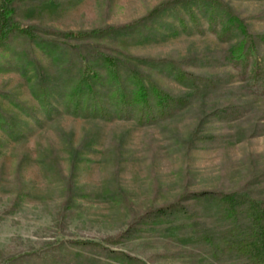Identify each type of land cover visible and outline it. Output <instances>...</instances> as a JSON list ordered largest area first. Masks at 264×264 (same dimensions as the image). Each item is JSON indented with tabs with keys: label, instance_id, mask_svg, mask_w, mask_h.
<instances>
[{
	"label": "trees",
	"instance_id": "obj_1",
	"mask_svg": "<svg viewBox=\"0 0 264 264\" xmlns=\"http://www.w3.org/2000/svg\"><path fill=\"white\" fill-rule=\"evenodd\" d=\"M40 1L0 0V49L11 47L15 40L20 42L16 71L47 121L69 116L153 127L200 109L202 116H196L188 138L177 139L173 145L189 151L231 139L228 133H206V128L212 122L237 123L251 108L237 100L206 108L210 99L225 97L231 90L230 79L216 75V69L235 71L237 88L245 97L264 96V32H253L250 18L233 7L232 2L240 0H163L142 18L125 25L66 32L19 22L23 5ZM206 31L222 48L181 60L131 56L119 44L135 39L154 45L164 42L167 34L190 37L203 36ZM35 50L46 56L50 70L43 67ZM157 78L173 82L180 90L166 89ZM1 102L12 110H4ZM16 112L41 126L29 107L13 94L0 91V133L13 143L27 138ZM3 148L0 141V155ZM79 196L68 186L65 210H71ZM164 235L197 239L193 248L165 253L168 258L196 262L208 257L212 264H264V169H254L234 190L186 189L173 202L150 205L133 214L117 236L102 241L55 239L22 255L9 256L0 264H77L73 251L84 255L81 264H146L116 246Z\"/></svg>",
	"mask_w": 264,
	"mask_h": 264
},
{
	"label": "rangeland",
	"instance_id": "obj_2",
	"mask_svg": "<svg viewBox=\"0 0 264 264\" xmlns=\"http://www.w3.org/2000/svg\"><path fill=\"white\" fill-rule=\"evenodd\" d=\"M162 1L41 0L23 5L18 20L46 30H93L140 19ZM232 5L250 18L253 32H264V0L233 1ZM19 43L15 40L11 47L0 49V91L13 94L29 107L41 126L16 112L27 138L13 143L0 133L4 145L0 155V261L55 239L102 241L117 236L133 214L144 212L150 205L173 202L186 189L234 190L254 169H264V96L245 97L230 67L214 73L228 77L231 90L225 97L210 99L206 108L237 100L249 104L248 116L237 123H209L206 133H228L232 138L215 147L208 144L206 149L187 151L173 145L177 139L188 138L197 123L196 116H202L200 109L153 127L69 116L45 120L16 71ZM119 44L131 56L172 60L222 48L207 31L203 36L190 37L167 34L164 42L154 45H143L135 39ZM35 54L50 70L46 56L39 50ZM157 80L166 89L180 90L171 81ZM1 105L6 111L12 110L5 102ZM68 186L80 194L69 211L65 210ZM114 196L120 198L119 202ZM196 241L190 235H164L136 239L116 248L146 264H212L208 257L193 262L164 256L193 248ZM72 256L77 264L82 263L81 252L73 251Z\"/></svg>",
	"mask_w": 264,
	"mask_h": 264
}]
</instances>
